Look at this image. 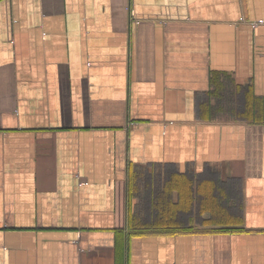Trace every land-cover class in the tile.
Returning <instances> with one entry per match:
<instances>
[{
    "label": "crops",
    "instance_id": "crops-1",
    "mask_svg": "<svg viewBox=\"0 0 264 264\" xmlns=\"http://www.w3.org/2000/svg\"><path fill=\"white\" fill-rule=\"evenodd\" d=\"M0 264H264V0H0Z\"/></svg>",
    "mask_w": 264,
    "mask_h": 264
},
{
    "label": "trees",
    "instance_id": "trees-1",
    "mask_svg": "<svg viewBox=\"0 0 264 264\" xmlns=\"http://www.w3.org/2000/svg\"><path fill=\"white\" fill-rule=\"evenodd\" d=\"M172 187H173V183H171V189H172ZM186 197V196H185ZM216 198L215 197H213L212 198V200H210L209 198L208 199H206V198H204V199H202V201L200 202V206H199V208L200 209H206V208H208V209H212L208 204H209V202H213V203H215L216 202ZM214 208V207H213ZM171 210L172 209H174L173 207H171L170 208ZM171 217L169 218L170 220H165V218L167 217H165V214L163 213V214H160V218H158L156 221H155V223L156 224H160V223H162V222H164V223H170V224H174L175 223V219L174 218H172V214L170 213L169 214ZM213 215V214H212ZM212 215H211V217L209 218V219H206L205 220V222H211V221H213V219H212ZM164 219V220H163ZM234 219H235V217H234ZM236 220H238V218L236 219ZM177 230H190V228H188V227H180V228H174V229H171V231H177Z\"/></svg>",
    "mask_w": 264,
    "mask_h": 264
},
{
    "label": "built area",
    "instance_id": "built-area-1",
    "mask_svg": "<svg viewBox=\"0 0 264 264\" xmlns=\"http://www.w3.org/2000/svg\"><path fill=\"white\" fill-rule=\"evenodd\" d=\"M241 19H243V18H241ZM250 23L253 24V25H255V24L258 23V22H254V21H253V22H250Z\"/></svg>",
    "mask_w": 264,
    "mask_h": 264
}]
</instances>
